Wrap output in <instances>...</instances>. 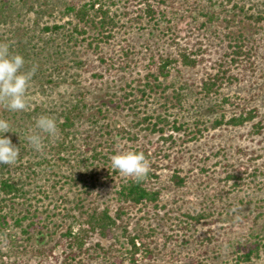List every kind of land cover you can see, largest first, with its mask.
Here are the masks:
<instances>
[{
  "label": "rangeland",
  "instance_id": "obj_1",
  "mask_svg": "<svg viewBox=\"0 0 264 264\" xmlns=\"http://www.w3.org/2000/svg\"><path fill=\"white\" fill-rule=\"evenodd\" d=\"M93 1L0 0V41L10 50L32 42L43 54L63 43L68 64L57 72L44 58L58 77H32L25 111L0 103L20 146L11 174L26 189L1 202L9 223H0V264H264V0ZM71 4L115 21L79 23L89 38L82 47L54 42L46 27L79 22L66 12ZM184 53L196 66L182 63ZM163 56L172 58L167 77ZM78 98L83 118L64 130L65 109ZM41 115L56 118L58 134L36 152L26 136ZM100 150L101 160L91 159ZM123 150L145 154L150 184L162 191L157 202L119 199L129 178L103 155ZM175 172L184 185L172 181ZM121 206L124 221L102 236L93 209L117 217Z\"/></svg>",
  "mask_w": 264,
  "mask_h": 264
},
{
  "label": "trees",
  "instance_id": "obj_2",
  "mask_svg": "<svg viewBox=\"0 0 264 264\" xmlns=\"http://www.w3.org/2000/svg\"><path fill=\"white\" fill-rule=\"evenodd\" d=\"M100 0H95L93 1L90 6L91 8H95V6L97 4H99ZM166 1V0H165ZM164 2V1H163ZM165 3V2H164ZM101 9V8H100ZM66 12L67 13H71V12H76V6L74 4L68 5L66 8ZM152 16H155V9H151L149 11ZM164 12H162L163 14ZM105 15V18L107 16V13L104 12L103 13ZM76 15L79 17V22H77L76 24H74L72 21H70V25L66 26V23L63 24H55L52 27H46V29L48 30H54L53 34L55 35V39L54 42L58 41V39H60L61 37L63 38V42L65 43L64 45L70 46L74 45L75 47H82L84 44H82V41H87L89 38L86 37L87 35V31L85 28L80 29L79 26L81 22H90L93 23L95 26L99 25L100 28L101 26L104 28L107 24H111L114 23V19H109V21H106V19L100 18L98 21H96L94 18H88L89 17V12L88 9L86 7L81 8L80 10H78L76 12ZM74 24V25H73ZM67 29V30H66ZM85 35V36H84ZM83 36V38L81 37ZM38 38H42L41 36H38ZM82 38V39H81ZM43 39V38H42ZM81 43V44H80ZM92 41H89L88 45H93ZM31 43H29L28 41L22 45V47H20V49L18 50H13L11 49V52L14 54H16L15 51H17V53L22 54L25 58L26 61V65H25V70L30 69L34 64L38 65L37 71L35 73L34 76H36L35 78H45L47 74H49L51 76V79H53V75H57L54 71L57 70H62L65 68H68V64L67 63H63L66 62L65 61V57L64 56L67 53V50L64 48L63 43H59L60 44V48L63 49L62 51H54V52H46L43 54L42 51L39 52V50H37L36 48L34 49L35 46L31 47ZM35 45V44H34ZM44 55V56H42ZM42 56V57H41ZM165 56H163L164 58ZM47 59V64L50 62V60L55 61V63L57 64V67H54V71L53 68H45L44 67V62L45 59ZM167 59V60H166ZM183 60L182 63H184L185 65H189V66H196L197 64V60H195V58H192L189 54L184 53L182 55ZM164 63L161 64L159 66V70L160 73L163 74L165 77L169 76L170 70H168V65L171 64L172 62V58L166 56V58H164ZM30 62V63H28ZM63 63V64H62ZM59 72V71H57ZM63 72H60V75ZM58 77V75H57ZM219 76L217 77V79L215 81H211L206 83L205 85V89H207L208 91H212L213 87L217 84V80ZM54 82V81H53ZM83 92L81 93L80 96H83ZM81 101H83L82 99L78 98V101L75 102L73 104L72 107H67L65 109L64 112V120L61 124V126L63 127V129H70L75 127L76 123L83 118V110L81 106H85L84 104L81 105ZM101 112V110H100ZM8 117V116H7ZM0 118H5V116L2 115V113L0 112ZM6 119V118H5ZM246 119H249L248 117H244V118H234L233 122L235 124H239V123H243L244 121H246ZM10 122V119H7ZM97 121V120H96ZM98 123V121L96 122ZM155 127L157 126V123L154 124ZM12 126V125H11ZM13 130H14V126H12ZM12 131H10L9 133H6V135L12 137ZM12 142L15 143V140L12 139ZM20 144V143H19ZM27 144V143H26ZM20 147V146H18ZM22 149H24V147H22ZM106 159H109V156L107 155H103ZM91 159H99L101 160V150L99 152H96L94 154H92ZM20 161V160H19ZM22 162V161H21ZM22 165V164H21ZM17 169H20L21 167L18 165H16ZM0 169L2 170V174L3 176L6 175V177H1L2 179H0V207L1 202L5 201L4 199H14L16 197H20L22 195H24V193L26 192L25 189V184L23 183L24 181L21 180L22 178L19 176H16L14 173L11 174V170L13 171L12 165H0ZM21 170V169H20ZM151 175V173L149 172L148 176L142 180V181H135L131 178H129L128 180H126L125 182L122 183L120 190L118 191V194L120 196V200L124 201V202H130L131 205H140V204H149V203H155L157 202L160 197H161V193L162 191L160 190V188L154 189L153 184H150V180L149 176ZM154 175L156 178L158 177L157 174H152ZM172 181L177 184L178 186H182L184 185V177L181 176L179 174V172H175L172 176ZM3 195V196H2ZM157 204V203H156ZM125 206H121V208L119 209V211L117 212V217H114L112 215V213L110 212L109 208H105L103 210H99L98 208H94L93 209V213L91 215V223L93 225V227H97V229L101 230V235L104 237H109L111 236V232L110 229L117 224V219H121V222H123V216L121 214V211L123 210ZM195 217V216H193ZM7 216H1L0 217V223L1 225H6L8 224V220H7ZM196 219H200L199 217ZM138 236H132L129 238V244L132 246L131 247V259L133 262H136V257L139 253V248L137 245V239ZM144 244V242H143ZM146 252L151 253V249L149 246H146ZM133 249V250H132ZM258 250H260L261 248H257ZM253 250H249L246 254H245V258H247L248 260L252 257ZM71 255H74V251L72 250Z\"/></svg>",
  "mask_w": 264,
  "mask_h": 264
},
{
  "label": "clouds",
  "instance_id": "obj_3",
  "mask_svg": "<svg viewBox=\"0 0 264 264\" xmlns=\"http://www.w3.org/2000/svg\"><path fill=\"white\" fill-rule=\"evenodd\" d=\"M22 54H13L7 42L0 41V103L9 111H25L28 107L27 91L38 65L25 70ZM37 131L30 132L26 139L36 152L43 151L44 136L56 137L58 121L49 115L39 116L34 123ZM13 130L11 123L0 118V165H15L20 157V147L6 135ZM110 170L137 182L144 180L150 172V164L145 154L137 150L118 151L110 156Z\"/></svg>",
  "mask_w": 264,
  "mask_h": 264
}]
</instances>
